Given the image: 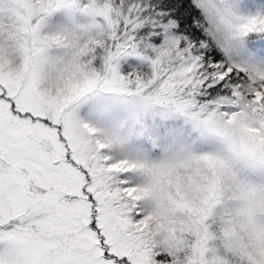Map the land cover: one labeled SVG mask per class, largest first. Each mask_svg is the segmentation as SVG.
<instances>
[{
	"label": "snow or ice",
	"instance_id": "obj_1",
	"mask_svg": "<svg viewBox=\"0 0 264 264\" xmlns=\"http://www.w3.org/2000/svg\"><path fill=\"white\" fill-rule=\"evenodd\" d=\"M0 264H264V0H0Z\"/></svg>",
	"mask_w": 264,
	"mask_h": 264
}]
</instances>
